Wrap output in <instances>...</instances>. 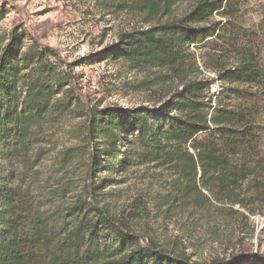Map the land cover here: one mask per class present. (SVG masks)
I'll return each mask as SVG.
<instances>
[{"label": "trees", "instance_id": "1", "mask_svg": "<svg viewBox=\"0 0 264 264\" xmlns=\"http://www.w3.org/2000/svg\"><path fill=\"white\" fill-rule=\"evenodd\" d=\"M119 6L142 27L74 64L20 29L1 51L0 264H264V254L192 261L180 242L161 245L129 214H113L103 192L153 170L161 191L151 203L163 218L239 225L264 215L261 28L245 24L241 0ZM7 13L0 0V22ZM101 61L145 75L138 91L154 94L156 105L85 107L70 69ZM68 120L77 121L73 145L42 173Z\"/></svg>", "mask_w": 264, "mask_h": 264}, {"label": "rangeland", "instance_id": "2", "mask_svg": "<svg viewBox=\"0 0 264 264\" xmlns=\"http://www.w3.org/2000/svg\"><path fill=\"white\" fill-rule=\"evenodd\" d=\"M8 10L0 22V54L13 30H25L38 43L55 49L65 65L97 53L114 43L120 33L142 27L135 15L120 8L121 0H1ZM241 16L248 27L262 31L264 67V0H241ZM182 9V8H181ZM179 9V11L181 10ZM215 21L225 19L215 15ZM211 50L210 48L205 49ZM196 55L205 51L192 47ZM71 87L85 107H154V94L138 91L146 76L130 70L121 62L101 61L92 65L72 66ZM216 79L212 72H204ZM219 90L216 81L212 88ZM260 121L264 126V104ZM76 120H68L53 136V144L39 164L42 173L50 171L60 155L73 145ZM153 170H137L125 176L123 184L112 186L106 205L115 215L133 218L135 228L146 231L159 244L178 241L186 247L192 261L210 263L238 255L264 254V215L248 216L240 224L226 225L212 218L199 221L186 215L163 218L152 207V197L161 191L152 180ZM132 215V217H131ZM235 223H238L237 221Z\"/></svg>", "mask_w": 264, "mask_h": 264}, {"label": "built area", "instance_id": "3", "mask_svg": "<svg viewBox=\"0 0 264 264\" xmlns=\"http://www.w3.org/2000/svg\"><path fill=\"white\" fill-rule=\"evenodd\" d=\"M211 91H212L213 93H214V92H217V91H215V90H213V89H212Z\"/></svg>", "mask_w": 264, "mask_h": 264}]
</instances>
